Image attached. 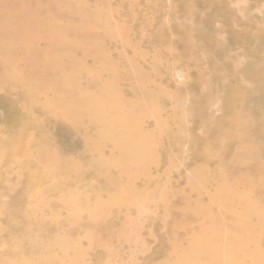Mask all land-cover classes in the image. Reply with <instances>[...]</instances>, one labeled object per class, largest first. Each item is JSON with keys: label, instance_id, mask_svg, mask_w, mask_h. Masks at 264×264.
<instances>
[{"label": "rangeland", "instance_id": "obj_1", "mask_svg": "<svg viewBox=\"0 0 264 264\" xmlns=\"http://www.w3.org/2000/svg\"><path fill=\"white\" fill-rule=\"evenodd\" d=\"M7 1L8 4L12 5L11 8L13 10L15 9L16 12L15 15L18 16V17L16 16L14 19L13 18L15 16L14 15L11 19H8V21H10V23L22 22L26 24H28L27 22L29 20L32 21L37 26L35 24L33 25L32 22H31L32 24L29 22L28 25L30 26V28L35 31V32L33 31L32 33V30L29 28L31 30L29 32L32 33L30 34L31 36H33L32 39L34 37L37 38L35 40L31 39L32 40L30 41L31 46L30 43H28L26 44L25 47V43L23 45L20 42L24 38L23 30L20 29L23 28L25 31L26 30L25 27L28 28L29 26L27 25L24 27V25L26 24H22V23L19 24V31L23 33V38L21 39L19 38L20 33L17 34L19 35L17 36L19 39L15 35L12 36V34L8 33L10 35L9 36L8 34H6V31L8 29H6L5 26L7 24H3L7 19H5L6 17L1 16L0 24L3 25L0 26L4 27V28L0 27V43H2L0 44L2 46V48L0 47V51L2 50L1 53H3V55L5 53V56H10L14 60L15 55L17 57V54L19 55V53L22 56L24 54L30 56L29 55L30 51L33 55H36L37 52L36 56L39 57L38 62H33L32 60L29 59L27 60V58H24L25 56L23 57L18 56L20 58V61L22 59L21 62H18L19 61L18 58H16V60L18 61L14 60L15 62H17V64L15 63L16 67L18 66L17 69L21 67L20 69H22L23 72L28 71L27 68L29 64L25 62L34 64L36 67H38L37 69H43L44 67H46L45 66L46 64L47 66H49L48 64H50L51 67L52 66L55 67L54 61L57 63L56 60H58L59 58H60L58 62L59 64L57 63V65L59 66L62 65L64 67L67 65V67H65L66 68L65 70L64 68L61 69L62 68L61 66L60 67L57 66V68L59 67L60 70H63L62 72H67L72 68H77L78 70L80 68L81 69L85 68V71L78 74L79 76H75L76 77L75 80H77V82L79 80L78 83H80V86L84 89V87L87 86L89 83L91 84L93 83L91 79L94 78L95 80V78H97L98 81L97 80L96 81L100 83L97 84V82H95L94 84L96 85V89L95 91H93L94 92L93 94L95 95L98 93L96 91L98 87L102 85L105 86L108 83L107 80L109 78L110 72L104 70L103 68L104 64L107 62L112 63L113 62L112 59H114L115 62L117 61L116 62V68H118L117 70L123 73L119 79L120 80L119 91L124 93L123 94L124 97H126L127 95L125 99L128 100V101L126 100V102L129 104L128 107L129 108L134 107L133 110L131 108V111L137 114L140 111L139 109L143 110V107L145 106H146L145 110H147V112L150 111V109L151 111L156 110L153 111L155 113V118L151 117V120H149L146 123V125L143 127L145 129V130L143 129V132L149 130L145 134L146 135L145 137L147 139V140L145 139L146 143L142 139L139 140V138L136 137L133 138L130 132H126L125 140L128 141L130 138L131 139L133 138V142H134L133 144V142L130 141L132 143V145L130 146L132 147L129 146L130 142H128L126 145L127 149L130 147L131 153L132 150L134 151L137 150V152L141 153L142 150H140L139 148L141 149L143 148V150H145L146 148L149 149V147L150 148L152 147L154 149L152 148L151 149L156 151L157 153L152 152L151 149H149V151L153 153L152 154L148 151V149H146L145 150L146 157L144 153L141 154V156L144 155L143 156L144 162H143V158L139 156L140 154L139 155L136 154V155L137 158L141 157V159L140 158H139L140 160L137 158L135 159L136 155L133 151L134 154L133 153L132 154L135 155V157L130 158L129 156L130 159L133 158L132 160H127L126 163L120 162L118 164H114V166H124V165L128 166L129 164H131L129 163V161H132V165H131L132 173L130 171L131 175H129L130 174L129 173L128 175L124 174L122 176L118 174L117 168L114 169L115 167L114 168L112 167V169L110 170L113 173V175L117 177L120 176L119 178L120 180H117L121 182V184L118 182V184H120L119 186L118 184L115 185V187L113 185H105L102 175L98 177L96 182H94L96 185L91 181H90L91 184L88 183L89 182L87 181L88 178L94 174V171L96 172L98 170L96 166H95L96 168L94 166H90L88 167L89 172L87 175L83 177L75 175V177L77 176V178L73 180V182L70 183V185H73L75 182L77 183L79 178L82 179V183L81 184L77 183L78 186L76 188L70 187L71 188V192H69L70 194H68L67 192L65 193L67 196H64L62 193L61 194L54 193V195H52L54 196L53 200H51L50 202H45L44 199L45 196L48 195L50 184H53L55 182L56 183L60 182L61 180L59 179V177L61 173L60 171L52 170L45 172L44 175H39L37 172V168L43 169L41 165L42 163L31 160V157L25 153L29 149L28 146L31 147L33 144H38L39 140L42 137L41 135L37 136L36 134H34V132H37V134H39L36 128L39 119L32 118L30 113L28 112L19 111L18 108L15 106V104L13 105L10 102L11 98H9V96L3 95L2 97L0 95V230H4L2 233H0V264H37V260L43 262V264H78V263L80 264V262L84 264H131V263L143 264L145 262V259L152 254L154 247L158 245L159 240L155 238L156 236L154 233L157 231L158 228L164 226L161 225L163 224L162 221L164 220L165 222H167L169 215L172 218H175L176 212H174V215L168 214L167 211L168 208L172 207L174 202L176 203V205L182 208L184 213H187L188 212L187 210L193 207V203L192 205L190 204L191 202L184 203L181 200H178L177 198L180 199L179 197L180 195L177 196L174 194L175 195L174 196L173 194L172 195L169 194H171V192L173 193L174 188L177 189L180 188L178 191H183L185 192V194L189 193L190 192L189 189L193 188L192 187L193 185L195 187L200 183V181H198L199 178H196L195 176L197 177L199 175L201 176L202 171L203 174L205 175V177H203L204 175L202 176L203 179L205 178L206 180V179L214 178L211 179L210 182H212V180H215V178H218L216 179V182H220L219 181L220 179L223 180V178L228 176L225 179L226 181H228V183H230L231 182L230 180L232 179L234 182L240 184V188L245 186L246 187L244 188L245 193H247L248 189H250L249 191H251L252 192L251 195H253L251 196L249 194L251 203L253 201L252 198H254V200L257 199L255 203L261 205L262 208L259 206L261 208L260 209L261 211L264 209L263 207L264 204H262L264 203L263 201L264 181L260 179L264 177V0H60V1L58 0L57 1L58 3L61 2L62 4L56 3V0H52V2L54 1L53 3L55 4H52L51 0H49L50 2H48V0H43L46 1L48 4H45L46 2H43L42 0H38V1L20 0L21 2H18V0H7ZM22 1L23 2L25 1L27 4L26 6L23 5L25 9L24 7L23 9H21L22 8L21 4L23 3ZM34 1L36 3V6L35 4H33ZM37 2H39L40 4H38ZM77 2L79 5L75 7L74 3L76 4ZM55 5L57 7L59 5L60 6L58 9L55 10L53 9L56 7ZM62 5L64 6V8L62 7ZM32 6L33 8L34 7L38 8L39 6H41L39 8L41 13L43 14H41L37 8H36L37 10L35 8L31 10ZM42 6H46L45 10L41 9ZM48 6H50V8ZM61 7L63 8L62 10L60 9ZM78 7L79 9H77ZM98 7L100 8L102 7V9L104 8V10L100 12V15L97 14V16L94 13L96 16L94 18V15H92L91 13L95 12L93 11L94 8L97 11L99 9ZM106 7L108 9H106ZM28 8L30 9L28 10ZM52 9L58 11L55 12ZM67 9H68L67 12L69 14L64 11ZM75 9H77V11ZM35 10L38 12V14H36ZM73 10L76 11V13L79 11V14L81 13V15L84 16V19L87 17L86 18L87 20L81 18L87 23L86 22L84 24L80 23L81 25L79 26H77L78 25L77 23L74 25L73 22L75 21L78 22L79 21L78 19L80 18L78 13L77 14L74 13ZM106 10H108L110 13L107 12ZM17 11L20 13L26 12L27 15L30 13L29 17L31 19L28 17H27V20L29 19L28 21L25 18H24L25 20L21 19L20 13L18 15ZM31 12L36 14V16L34 14L35 19L34 18L32 19L33 13L31 14ZM83 12L86 13L88 12L89 14L87 13L88 15L85 17L86 13ZM50 13H52L54 16H52ZM54 13L58 15L59 21L53 18V21L55 20V22L53 23V21L51 20L52 17L57 18V16ZM2 14L3 12L0 10V15ZM60 14L61 16H64L65 14L67 16L65 15L64 17H61ZM48 15L51 16L49 17ZM68 16H71L72 20L74 19L73 17H75V20L72 21L70 19L71 21H69V19L67 18L70 17ZM38 17H40L39 20L42 22V23L40 22L39 25L37 24L39 22ZM18 18L21 20L18 21L19 20ZM59 18H63V20ZM65 18L68 21H66ZM76 18L78 21L76 20ZM105 19L108 20L105 21ZM33 20H35V22ZM94 20L96 23L91 24L92 22H94ZM98 20L102 22L99 21L100 23H98ZM64 21L68 23H65ZM84 21H82V23ZM103 21L107 22L108 27L111 26L113 28L112 31H114V33L111 31L110 28L106 26V24L103 23ZM112 21L116 23L113 24ZM69 22H72V24L69 25ZM110 22L112 24H109ZM51 23H53V25ZM116 24H118L117 27H119V29L116 27ZM67 25L70 27H68ZM98 25H101L102 28L107 27L105 28L106 31L104 30V28L103 30L101 29L102 30L101 31ZM71 26L74 28L71 29ZM84 26L86 27L90 26L91 28H88L90 31L94 29L93 26L95 27V29L93 30V32L95 31L94 35L97 37L99 35L101 37V38L98 37L97 40L94 41L95 44L97 45H95L94 42L92 41L94 40L93 38L96 37L93 34H92L93 36H91L90 34L91 32L86 31L87 28ZM75 27L77 28V32L74 31L72 32L73 29L76 30ZM43 28L45 29L46 32L48 31L47 34L48 37L51 35L53 38L56 36V38L53 39L51 36L48 38L46 34H45L46 37H44L43 33L45 31L42 33ZM82 28L83 29L86 28L84 30L86 32H90L88 33L89 38L87 37V39H85L86 37L83 34H85L86 32H84ZM29 29H27L26 31H28ZM81 29L83 32H81ZM107 29H109L113 35L110 34L111 32H108ZM54 30L57 33H55ZM104 31L106 33H109L110 37L107 34H105ZM29 32H27V35ZM52 32L54 35L51 34ZM103 32L106 35V37L104 36ZM34 33H36V35ZM73 33L75 36L73 35ZM75 33L77 34L80 33L82 35L80 37V34L77 35ZM76 35L79 36L80 39L83 36L84 37L81 40H78L77 38L79 37H76ZM112 36L113 38L115 37V40L111 38ZM68 37L70 38L69 39L70 44L66 43L68 41ZM44 38L45 41L40 40V39L44 40ZM99 38L100 39L105 38V39L103 40V42L102 40L100 42L98 40ZM110 38L113 41H111ZM61 39L62 42H65L67 44V45L64 44L66 45V49L65 47L63 49V51L65 50L64 54H62L63 53L62 45L60 46V44H58L61 42ZM14 41L16 42L18 41L16 45H14L15 44L13 43ZM96 41H98V43ZM62 42L61 44H63ZM8 43H10L11 46L13 45L12 46L13 48L16 47L18 52H16L17 50L16 49L14 50L12 47H10V49H12L13 51L7 49V46L9 45ZM71 44L76 45L74 46L75 49L79 47L80 48L77 49L76 51L74 49L73 51L72 48L73 46ZM89 44H91L92 46H90ZM70 45L72 47H70ZM88 45L90 49H88L87 47ZM58 46L61 47L60 49L62 52H59L60 49H58ZM68 47L71 48L72 51H70ZM23 48L25 49L23 50ZM98 48H99V53L103 50L102 51L103 53H101V55L97 52ZM56 49L59 51H57ZM106 49L108 50L106 51ZM66 53L67 55L65 56ZM45 55H48L47 56L48 58ZM53 56H55V58L52 59L54 60L52 61L53 63L52 64L51 61L48 60L49 57L53 58ZM63 56L66 58H64ZM42 57L44 59L46 57V59L43 61ZM57 57L58 59H56ZM101 57L104 58L101 59ZM40 62H43L42 65ZM138 63H140V65ZM132 69L141 78L136 79L132 77L130 74L132 73L131 71ZM3 72L2 69H0V76L4 74ZM48 74L50 79L52 77L54 78L55 76L56 77L58 76L56 74H52V72L50 71L46 75ZM64 74L62 76V80H61L62 82L66 81V77H65L66 74L65 75ZM26 78H28V76ZM34 80L38 82H34L33 79L31 78L30 79L28 78L23 81V84L26 86L27 90H31L32 89L31 86L34 87L35 85H38L39 82L42 81V80L41 81L38 80V78H35ZM67 80L70 83L71 77H68ZM82 80H84L85 82ZM89 80L91 81L88 83ZM27 81L28 84L30 85L27 84ZM135 84L144 87L146 89H149L150 92L148 93L146 89L141 93L139 92L137 93L134 90H131L130 89L131 85L133 86ZM94 85L92 84V86ZM18 86L20 87V85ZM127 86H129V88ZM36 88L37 87H35V89ZM63 88L58 87L57 88V90L59 89L58 93L63 94L65 92V88L64 89ZM60 89H62V91ZM41 91L43 90L41 89ZM23 93L25 95L27 93L28 94L27 96H25L23 95ZM30 93L31 91L21 92V90L20 91L18 90L17 95L18 97L21 96L23 99L27 98L28 96L29 98H31ZM48 93L50 95L53 92L49 90ZM28 99H24L26 101V103L25 102L24 103L25 104L28 103L29 105L31 104L29 103L31 99L29 100ZM39 100H43V98H40ZM131 103H133L134 106H132ZM156 108H158L159 110H157ZM141 112L139 113L141 114ZM144 112L145 111L143 110V113ZM159 117L161 118L160 121H159L160 119ZM153 119L154 120L157 119V120L153 122ZM13 121H15V123L16 121H18V124L22 128H20L17 124L14 126L12 124ZM101 130L102 129H100L99 131ZM127 133L130 134L127 135ZM127 138L129 139L127 140ZM150 141L151 143H149ZM145 144H148L147 147H144L146 146ZM51 145L52 144H50V147ZM155 147L156 148L158 147L159 149L158 148L156 149ZM92 151H89L87 153L85 152V153L76 154L75 156L77 158L86 156L89 159H93V157H95L96 159L99 153L97 158L102 157V155L100 154L103 153V150L102 153H100L101 150L96 151L92 149ZM147 151L151 154V156H149L150 154ZM95 152L98 153L96 154ZM147 155L149 156V158ZM90 156H92V158ZM135 160L136 161L139 160L140 162L139 161L135 162V164H137L136 167H132ZM149 161H151L150 165H149ZM139 165L141 166V168ZM194 165H197L195 167H198V165H200V169L198 168L196 169L193 168L194 170L191 169L192 166ZM203 165H205L204 168ZM85 166L87 165L85 164ZM219 166L223 168V169L220 168L221 173L218 172ZM107 169L108 168L104 167L100 171L101 172L104 171V173L109 172V169L108 171ZM147 169H150L151 171ZM197 169L201 170L200 173L197 172L198 171ZM154 170L156 172H154ZM189 170L192 173L194 172L193 174H195L194 176H192V178H191L192 173ZM146 171L148 173H145ZM196 172L199 173V175H196L197 174ZM134 173L138 175V177L135 178V182L134 180H132L133 177L135 176H133L132 178L128 177V176H132V174L135 175ZM153 173H156V175H154ZM210 173L211 175L213 174V176L210 177ZM151 174L152 176L153 175L155 176V177L153 176V178H156L158 174L159 177L157 176V178L160 179L157 180L156 178L153 179L152 181V179H150ZM182 175L184 178L181 177ZM214 175H216V177ZM126 176L131 180V181L129 180L130 182L129 181L127 182L125 180L127 179L125 178ZM229 176L231 178H229ZM143 177L145 179L146 178L148 179L145 180ZM257 178L260 179L261 184L258 181L259 179L257 180ZM186 180H190V181L186 182ZM122 181L123 182L126 181L125 182L126 184L123 183ZM132 181L134 182V184ZM173 181H175L174 186H173ZM184 181L187 184L192 183L191 184L192 186L185 185L186 183H184ZM233 181L231 183H233ZM249 181L251 183H248ZM194 182H196L197 184ZM254 182H256V184ZM19 183H21V185H19ZM213 183L217 184L215 183V181H213ZM213 183H210V185H212ZM123 184L124 186L129 185L130 188L127 187L124 188L123 186L124 188L123 189L121 186ZM140 185H142V187ZM251 186H253V189H251ZM153 187H155L156 190L157 188L160 189L161 194L156 195L155 193L158 190L157 191H155V189L151 190V188ZM170 187L171 189L173 187L174 188L171 190V192L169 191L170 192L169 193L166 190H169ZM214 187L216 188V185ZM214 187L212 189L211 186L209 187V191L211 190V193H213V190L216 191ZM245 189L247 190L245 191ZM98 191H102V192L98 193ZM109 191H113V192L109 193ZM134 191H136V194H134L135 193ZM146 191H149V193H146L147 195L145 194ZM151 191L152 193H150ZM164 191H166L167 195H169L168 197L166 196ZM107 192L108 194H106ZM97 194L99 195V198L97 197ZM117 194H119L120 197H118ZM144 194L146 196V199L144 198ZM164 194L168 198L167 199L169 202L168 204H167V200L165 199L166 197L162 196ZM101 195L103 197H101ZM148 195L150 197L149 199L147 197ZM189 195L191 196V198L192 197L195 198L194 196L196 194L189 193ZM205 195L207 196V194ZM95 196L97 198L96 201L98 202H94ZM115 196H117L116 197L117 200L116 198H113ZM139 196L141 197L143 196V198L145 199V200L143 199L144 202L143 200H141ZM156 196H158L157 197L158 199L155 198ZM160 196L163 198H161ZM171 196H173L175 200L172 199ZM206 196H204V194L202 193V199L204 201H207V198L206 199L204 198ZM260 196L262 197L259 198ZM60 197L65 198L66 200L62 199L64 203L59 207V205L55 203L54 200L58 198L61 199ZM135 197L137 202H135L136 204H134V206L136 207L135 208H133L134 206L132 207L133 209H131L130 208L131 206L129 205H127L128 206L127 207L126 205L124 204L122 205L120 204V202H118L120 198L135 201L133 200L135 199ZM159 197L160 200H164V201H160ZM82 198H83L82 202L85 201L84 203L81 202ZM86 198L88 199V201L86 200ZM107 198L111 199V201L114 203H112L111 201L105 202ZM156 199L159 203H157ZM77 200L79 202H77ZM101 200H102V206H101ZM172 200H174V202ZM149 201H151L150 204L148 203ZM74 202H77L78 206L82 204L83 205V206L81 205L82 208L84 207L83 210L86 209L92 210V208H94L95 205L100 204L99 207L101 209L100 210L101 212H103V208L108 204L104 208L106 209V211L105 210L104 211L105 212L109 211V213H106L109 216L106 215L105 212L101 213L99 211L100 213L99 214L98 212L93 210L94 212H96V215L98 214L97 215L98 218L96 217L95 220H93V218L90 219L91 217L89 218L88 212L86 213L85 211H83L81 209V206L79 207L80 208L79 211L76 203H75L76 204L75 209L71 210L69 208V204ZM103 202L107 204L105 205V203L103 204ZM152 202L154 203L156 202L155 204L157 208ZM86 203H89L88 205L91 207L85 208V205H87ZM160 203L163 204L165 208L167 207L166 210L164 207H162V209L164 208L163 211L161 208L160 210H158L159 207H161V205H158ZM151 204L153 205V208L152 206L150 207ZM184 204H188L189 207H187V210H184L186 208ZM116 205L118 210L120 209L118 212H122V213H118L116 211L117 209ZM56 206H58L59 209ZM154 206L157 211V212L155 211V213H154L155 210ZM129 208L132 211H130ZM136 208L137 210L142 211L141 214L138 211L139 216L135 214L137 213ZM149 208L152 210H150ZM97 209L99 210V208ZM133 211L135 212L132 213ZM143 211L146 213L145 215H143L144 214ZM150 211L151 212L153 211L154 214L151 213L152 214L151 215ZM20 212L24 213L25 218L29 220L35 219L38 221H44L45 224L48 223L47 220L51 219L52 222L49 223L50 224L49 229L47 228L46 231H40L32 227L30 231L28 229L25 230V233L23 235L19 234L18 232H16V229L14 227V225H16L19 219L16 222H14L13 219L11 218V220L7 223L5 221V217L10 214H17ZM125 212H129V215L131 214L129 218H128V213ZM159 212L162 216L158 214ZM162 212L166 213L164 214L167 217V219L166 217L164 218ZM169 213L171 212L169 211ZM184 213L182 212L178 213L179 215L182 214V216L178 217V221H180V223H178L180 224L178 225L179 228H182L181 225H185L187 222L189 224L187 223L188 226L185 225L186 226L185 228L188 227L191 228L190 226L191 224L192 227H194V229L199 228L197 227L198 225L197 226L195 225L197 224L196 220L194 218H188L187 216L184 215ZM66 214H68L70 217H77L79 221H77V223H73L71 219H68V226L65 225L64 223H60L58 226H56V222L54 221V218H57L56 221L62 218L65 219V217H67ZM140 216L141 219L143 217V221L141 222L142 226L141 223L140 225H138L139 222L141 221ZM182 217L185 218L181 220ZM260 217L263 218L264 216L262 215L256 218L254 216L252 218L251 224L254 227V229L256 228V226L257 228H259V230L261 228L258 227L259 224L257 225L256 224L257 222L264 223L263 220L264 218L262 220L258 219ZM111 218L113 220H111ZM119 218L120 220L121 218L123 219L120 221ZM150 218L153 221L150 220ZM171 219L169 218V220ZM110 220L112 221V223L114 222L115 225L112 233L107 232L104 227L105 222H111ZM158 220L159 221L162 220L161 221L162 223L160 224ZM257 220H261V221H257ZM128 221L129 223L132 222L133 223L130 224L129 226ZM181 221H184L185 224L184 223L182 224ZM126 222L129 230H127L128 228L124 226L125 225L124 223ZM144 222L145 223L147 222L146 223L147 225ZM252 222H254L256 226H254ZM73 224H77L78 228L75 229V231L78 232L70 233V231L72 230H68L66 228L67 227L70 228ZM137 225L138 227L140 226L139 229L136 227ZM260 225H262V227L264 226V224H260ZM121 226L123 227L122 229L125 228L126 229L122 230ZM147 228L148 231L150 230L149 232L146 231ZM163 228L161 229L166 232L165 230L166 228L164 229ZM203 228L205 229V226ZM257 228L254 231L255 234L258 235L260 233V235L263 234L264 236V228H262V230H260L259 233L256 232V230L258 231ZM137 229L139 231H137ZM59 231H63V233H58ZM86 231H88V236L86 235L87 234ZM124 231L126 233L128 232L127 233L128 235ZM167 232L169 233V230H167ZM129 233L130 234L133 233V235L131 234L132 237L131 236H130L131 238L129 237L130 240L127 237L129 236ZM148 234H153V236L150 235L151 238L153 239H151ZM58 235H61V237H58ZM263 236L262 237L259 236L260 237L259 243L261 245H264V239H262L264 238ZM78 237H81L80 240H78ZM82 237L84 239H82ZM8 240L13 245L9 246V244L5 242ZM68 240H71V243H69ZM126 240H128L129 242ZM131 240L132 242L133 241L134 242L132 243ZM126 242L127 244H129L128 249L126 247L127 246ZM101 243L103 245H101ZM104 244L106 245L104 246ZM102 246L105 249L102 248ZM15 247H17L19 250L22 251V253H20L18 256H13L8 253L9 249H13ZM34 248H36L37 251L33 254H30V250ZM63 248L64 249L67 248L65 250L66 255H63L64 253L60 254L62 253L60 251ZM250 250L251 253L256 255V249L253 246L249 247V251ZM66 251L68 252L66 253ZM56 253L57 254L59 253L60 255L57 256ZM127 253L130 254L131 256L129 257ZM254 259H255L254 261H258V263L256 264H264V251L262 250V252H260V255L257 258L255 256ZM260 259L261 262H259ZM162 260H163V256L159 255V256H155V258L151 261H153V263H158L161 262ZM240 262L242 261H239L238 259L237 264H240Z\"/></svg>", "mask_w": 264, "mask_h": 264}, {"label": "bare ground", "instance_id": "obj_2", "mask_svg": "<svg viewBox=\"0 0 264 264\" xmlns=\"http://www.w3.org/2000/svg\"><path fill=\"white\" fill-rule=\"evenodd\" d=\"M29 1V0H28ZM27 1V2H28ZM38 1V0H37ZM43 1V0H42ZM58 0H56V3H58L57 2ZM60 1V0H59ZM18 2H21L20 0H18ZM23 2V1H22ZM32 2V1H31ZM43 2H46V1H43ZM48 2H50L49 0H48ZM51 2H52V0H51ZM54 2V1H53ZM52 2V4H55V3H53ZM38 4H40L39 2H37ZM67 3V2H66ZM16 4V3H15ZM33 4H35V6H36V3H35V1H34V3ZM37 4V5H38ZM45 4H48L47 2L45 3ZM45 4H42V5H45ZM52 4H51V6H52ZM58 4H62L61 2H59ZM70 4V3H69ZM77 4V5H76ZM74 3V5H75V7H77L79 4H78V2L77 3ZM20 5V4H19ZM22 6V8L21 9H23V5H27L26 4V2L24 1L22 4H21ZM29 5V4H28ZM49 5H50V3H49ZM57 5V4H56ZM55 5V6H56ZM73 5V6H74ZM83 5V4H82ZM82 5H81V7H82ZM11 4H8V1L7 0H0V10L3 12V14L2 15H0V17L1 16H4V17H6L5 19H7L6 21H7V23H6V21H5V23H3V24H7L6 26H5V28L6 29H8L7 31H6V34H8V33H10V34H12V36L13 35H15L16 37L17 36H19V35H17V34H19L20 33V39L21 38H23V33H24V38L20 41L23 45H24V43H25V47H26V44H28V43H30V41H32L33 39L35 40L36 38L34 37L33 39H32V37L33 36H31L30 34H32L33 33V31L34 30H32L31 28H30V26L28 25L29 24V22L31 23L32 21H30L29 19V21L27 20V17L28 18H30L29 16H30V13L27 15V13L26 12H22V13H20V12H18V15H19V13H20V16H21V19H26L28 22V24H26V23H22V24H26V25H24V27L25 26H29L28 28L27 27H25V29L27 30V29H31L32 30V33L31 32H29V31H31L30 29L28 30V31H24V29L22 28V29H20V30H23V33H21L20 31H19V24H21L20 22H11L10 23V21H8V19H11L15 14H16V12H15V9L13 10L12 8H11ZM34 6V5H33ZM33 6H32V8H31V10H33L34 8H33ZM54 6V7H55ZM60 6V5H59ZM59 6L57 7H55V8H53V9H58L59 8ZM39 7H41V6H39ZM37 8L38 9V11H40V8ZM44 7V8H43ZM45 7L46 6H42V8L41 9H43V10H45ZM49 8H50V6H48ZM62 7L64 8V6L62 5ZM60 8L61 10L63 9V8ZM66 7V6H65ZM81 7H80V9H81ZM105 7V6H104ZM108 7V6H107ZM106 7V9H108ZM16 8V7H15ZM18 8V7H17ZM35 8V9H36ZM52 8V7H51ZM68 8H70V7H68ZM99 8V9H98ZM97 9V11H99V12H97L96 11V9L94 8V10L93 11H95V12H93V11H91V12H93V13H91L92 15H94V18L97 16V14H99L100 15V12L102 11V10H104V8L102 9V7L100 8V7H98ZM259 8H260V6H259ZM24 9H25V7H24ZM27 9V8H26ZM30 8H28V10H29ZM36 9V10H37ZM52 9V10H53ZM59 9V10H60ZM77 9H79V7L77 8ZM77 9H75L76 11H77ZM90 9V8H89ZM17 10V9H16ZM28 10H26V11H28ZM35 10V11H36ZM42 10V11H43ZM47 10H48V8H47ZM51 10V11H52ZM55 10H53V11H55ZM72 10V9H71ZM91 10V9H90ZM25 11V10H24ZM50 11V12H51ZM58 11V10H57ZM57 11H55V12H57ZM65 12H67L68 11V9L67 10H64ZM69 11H70V9H69ZM74 11V10H73ZM76 11H74V13H76ZM81 11V10H80ZM88 11V10H87ZM107 12H109L108 10H106ZM106 11H105V14H106ZM60 12V11H59ZM90 12V11H89ZM33 12H31V14H32ZM40 13H41V11H40ZM61 13V12H60ZM68 13V12H67ZM66 13V14H67ZM78 13V15H79V18L80 19H78L79 21H81V22H79L78 20H77V18H76V20L79 22H73V24L75 25L76 23L78 24L77 26H79V25H81V24H84L86 21H84V20H87L86 18V16L89 14L88 12V14L86 13V12H83V13H86V15H85V19H84V16L83 15H81V13L79 14V11L77 12ZM76 13V14H77ZM96 14V16H95V14ZM104 13V12H103ZM110 13V12H109ZM34 14L35 13H33V15H32V19L34 18L35 19V16H36V14H38V12L36 11V14H35V16H34ZM41 14H43V13H41ZM47 14V13H46ZM52 16H54L52 13H50ZM55 15H56V13H54ZM65 14V15H66ZM69 14V13H68ZM71 14V13H70ZM73 14V13H72ZM76 14H74V15H76ZM51 15H48L49 17L51 16ZM64 15V16H65ZM80 15H81V17H80ZM11 16V17H10ZM17 15H15L13 18L15 19V17H16ZM34 16V17H33ZM38 16H40V15H38ZM47 16V15H46ZM57 16V18L56 17H52V21H53V18L56 20H58V15H56ZM60 16H61V14H60ZM64 16H61V17H64ZM67 16V15H66ZM83 16V17H82ZM10 17V18H9ZM18 17V16H17ZM68 17H70V18H67V19H69V21H71L72 19H71V16H68ZM93 17V16H92ZM125 17V16H124ZM39 18L40 17H38V25H39V23L41 22L40 20H39ZM74 19L73 20H75V17H73ZM81 18H83V19H81ZM126 18V17H125ZM19 19V18H18ZM17 19V20H18ZM21 19H19L18 21H20ZM24 19V20H25ZM31 19V18H30ZM37 19V18H36ZM59 19H62L63 20V18H59ZM66 18H65V20L66 21H68ZM71 19V20H70ZM91 19V18H90ZM2 20H3V17H2ZM13 20V19H12ZM55 20L53 21V23L55 22ZM72 20V21H73ZM106 20H108V19H105V21ZM123 20V19H122ZM132 20V19H131ZM34 22H35V20H33ZM50 21V20H49ZM59 21V20H58ZM82 21H84L83 23H82ZM93 21V20H92ZM100 20H98V23H100V22H102V21H100ZM51 22V21H50ZM65 22V21H64ZM88 22H89V20H88ZM96 22H97V19H96ZM95 22V20H94V22H92L91 23V21H90V23L91 24H93V23H96ZM0 23H1V21H0ZM8 23H9V25H8ZM33 23V22H32ZM31 23V24H32ZM42 23V22H41ZM53 23H51L52 25H53ZM60 23H62V22H60ZM65 23H68V22H65ZM81 23V24H80ZM87 23V22H86ZM103 23L104 24H106V26H107V22H104L103 21ZM103 23H101V24H103ZM112 23L114 24V23H116V22H114V21H112ZM111 22L109 23V24H112ZM2 24V25H3ZM30 24V25H31ZM35 23H33V25H34ZM46 24H47V22H46ZM72 24V22H69V25H71ZM89 24V23H88ZM108 24V25H109ZM1 25V24H0ZM1 25V26H2ZM32 25V26H33ZM36 25V24H35ZM97 25V24H96ZM0 26V27H1ZM37 26V25H36ZM63 26H64V24H63ZM62 26V27H63ZM68 26V25H67ZM86 26H87V24H86ZM86 26H84V27H86ZM92 26V25H91ZM103 26H105V25H103ZM118 26V24H116V27ZM39 27V26H38ZM51 27V26H50ZM49 27V28H50ZM68 27H70V26H68ZM98 27H100V30L102 29L103 30V28H104V30L106 31V29L105 28H107V27H103L102 28V26L101 25H98ZM1 28H4V27H1ZM41 28V27H40ZM44 28H46V27H44ZM43 28V31H42V33L45 31V29ZM64 28V27H63ZM72 28H74V27H72L71 26V29ZM76 28V27H75ZM81 28V27H80ZM80 28H79V30H80ZM87 28V29H86ZM86 28H84V29H86V31H90L88 28H91L90 26L89 27H86ZM93 28L95 29V27L93 26ZM108 28H110L111 29V31H112V27L111 26H109ZM114 28H115V26H114ZM118 29H119V27H117ZM55 29V28H54ZM83 29V28H82ZM82 29H81V32H83L82 31ZM83 29V30H84ZM94 29H92V31H90V32H86L85 30H84V32H86L85 34H83V35H85V39H87V37H88V33H90L91 34V36H93L94 35V32H93V30ZM125 29V28H124ZM123 29V30H124ZM69 30V29H68ZM101 30V31H102ZM39 31H41V30H39ZM55 31V30H54ZM56 31H57V29H56ZM55 31V33H57ZM77 32V28H76V30H72V32ZM104 31V32H105ZM107 31L108 32H111L109 29H107ZM115 31H116V29H115ZM27 32H29L28 33V35H27ZM35 32V31H34ZM50 32V31H49ZM93 32V33H92ZM104 32H103V34H104ZM113 33H114V31H112ZM112 32L110 33V34H112ZM37 33H39V32H37ZM117 33V32H116ZM125 33H127V32H125ZM35 35H36V33H34ZM48 34V31L46 32H44L43 33V36L44 37H46V35ZM50 34V33H49ZM52 35H54L53 34V32L51 33ZM66 34V33H65ZM75 34H77V33H75ZM78 34H80V33H78ZM77 34V35H78ZM90 34H89V36H90ZM93 34V35H92ZM105 34H107L109 37H110V35H109V33H106L105 32ZM104 34V36L106 37V35ZM2 35V34H1ZM9 35V34H8ZM73 35H74V33H73ZM76 35V37H79V36H77ZM81 35L82 34H80V37H81ZM101 35V34H100ZM113 35V34H112ZM126 35V34H125ZM10 36V35H9ZM22 36V37H21ZM28 36V37H27ZM42 36V35H41ZM51 36V35H50ZM49 36V37H50ZM70 36V35H69ZM75 36V35H74ZM95 36V35H94ZM103 36V37H104ZM123 36V35H122ZM31 37V38H30ZM47 37H48V35H47ZM48 37V38H49ZM52 37V36H51ZM80 37L79 38H77L78 40H81L80 39ZM96 38H93L94 40H92L93 42L95 41V40H97V38L98 37H100L99 35H98V37L97 36H95ZM2 38V37H1ZM18 38V37H17ZM18 38V39H19ZM53 38V37H52ZM54 38H56V36L54 37ZM53 38V39H54ZM89 38V37H88ZM101 38V37H100ZM98 39L100 42H101V40H102V42H103V40L105 39ZM111 38H113V36L111 37ZM111 38H110V40H111ZM122 38V37H121ZM16 39V38H15ZM32 39V40H31ZM60 39V38H59ZM58 39V40H59ZM65 39V38H64ZM69 37H68V41L66 42L67 44H70V41H69ZM72 39V38H71ZM84 39V40H85ZM114 40H115V37L113 38ZM40 40H42V41H45V38H44V40L43 39H40ZM47 40V39H46ZM51 40V39H50ZM73 40V39H72ZM71 40V41H72ZM109 40V41H110ZM38 41V40H37ZM42 41H40V42H42ZM60 41V40H59ZM111 41H113V40H111ZM128 41V40H127ZM18 42V41H17ZM16 41H14L13 43H15L14 45H16V43H17ZM50 42V41H49ZM61 42H62V39H61ZM61 42L60 43H58V44H60V46L62 45V51H63V49H64V47H65V49H66V43L65 42H62L63 44H61ZM69 42V43H68ZM97 43H98V41H96ZM54 43V42H53ZM73 43V42H72ZM0 44H2V43H0ZM9 45L7 46V49H10V47H12L11 45H10V43H8ZM21 44V45H22ZM55 44V43H54ZM64 44H66V45H64ZM85 44V43H84ZM88 44V43H87ZM86 44V45H87ZM94 44H95V42H94ZM7 45V44H6ZM51 45H53V44H51ZM56 45V44H55ZM64 45V46H63ZM73 47H72V46ZM70 45V47H72L73 48V51H74V46H76V45H73V44H71ZM90 46H92L91 44H89ZM89 45L87 46L88 47V49H90L89 48ZM95 45H97V44H95ZM101 45V44H100ZM113 45H115V44H113ZM112 45V46H113ZM18 46V45H17ZM30 46H31V43H30ZM33 46H34V44H33ZM60 46H58V49H60L61 47ZM79 46H80V44H79ZM94 46V45H93ZM99 46V45H98ZM105 46V45H104ZM103 46V47H104ZM0 47L2 48V46L0 45ZM20 47V46H19ZM18 47V48H19ZM47 47V46H46ZM54 47V46H53ZM77 47H78V44H77ZM82 47V46H81ZM95 47V46H94ZM93 47V48H94ZM13 48V47H12ZM48 48V47H47ZM69 48V47H68ZM80 48V47H79ZM79 48H76L75 49V51L77 50V49H79ZM97 48V47H96ZM100 48V47H99ZM99 48H98V50H97V52L99 53ZM106 48H108V47H106ZM14 50L16 49V47L15 48H13ZM21 49V48H20ZM25 48H23V50H24ZM42 49V48H41ZM50 49V48H49ZM70 49V51H72L71 50V48H69ZM87 49V50H88ZM112 49V48H111ZM10 50H12V49H10ZM17 50V49H16ZM57 50V49H56ZM68 50V49H67ZM94 50V49H93ZM108 49H106V51H107ZM2 51V50H1ZM1 51H0V69H2V72L4 73L3 75H1L0 76V95L3 97V95L4 96H9V98H11L10 99V102L14 105L15 104V106L18 108V110L19 111H25V112H28V113H30V115H31V117L32 118H34V119H36V118H38L39 119V122H38V124L36 125V128H37V131L39 132V134H37V132H34V134H36L37 136H42L41 137V139L39 140V143L38 144H33L31 147L30 146H28V150L25 152L28 156H30L31 157V160H34V161H36V162H41L42 164V167H43V169H38L37 167V172H38V174L39 175H44V173L45 172H47V171H52V170H55V171H60V173H61V175H60V177H59V179L61 180L60 182H58V183H53V184H50V187H49V191H48V195H46L45 196V202H50L51 200H53V198H54V196H52V195H54V193L55 194H63L64 196H67L65 193H67L68 192V194H70L69 192H71V188L70 187H73V188H76L77 186H78V184H81L82 183V179L81 178H79V180L77 181V183L75 182L73 185H70V183H72L73 182V180H75L76 178H77V176H80V177H83V176H85V175H87L88 174V172H89V168L88 167H90V166H96L97 167V171L95 172L94 171V174L92 175V176H90L89 178H88V180L87 181H89L88 183H90L91 184V182H96V180L98 179V177L99 176H101L102 175V178H103V180H104V184L105 185H113L114 187H115V185H117L118 184V182L121 184V182L120 181H117V180H120L119 178H120V176L119 177H117V176H115V175H113V173L110 171L111 169H112V167L114 168V169H118L117 171H118V174H120V175H124V174H126V175H128L129 173H130V171H131V165H132V161H129V163H131V164H129V163H127V164H129L130 165V167H129V165L127 166V165H124V166H114V164H118V163H120V162H127V160H132L134 157H135V155L136 154H140L139 156H141V154L142 153H144V155L146 154L145 153V150L146 149H148V148H146L145 150H143V148L141 149V148H139V146H138V148L140 149V150H142L141 151V153H139V152H137V150L136 151H134V150H132V153H133V151H134V153H135V155H133L132 153H131V150H130V147H132V146H130V145H132V143L131 142H133V138L134 137H136V138H139V140L140 139H142V140H144V142H145V139H146V132H148L149 130H147L146 132H143V127L146 125V123L149 121V120H151V117L152 118H155V113L153 112V111H156V110H152L151 111V109H150V111H148L147 112V110H145V107H143V110L145 111L144 113H143V110H141V109H137L139 112H141V114L138 112L137 114L135 113V112H132L131 111V108H132V110H133V108L134 107H131V108H129L128 107V103L126 102V100L127 99H125L126 97H127V95H126V97H124V93H122V92H120L119 91V79H120V76L123 74L121 71H119V70H117L118 68H116V62H115V60L114 59H112L113 60V62H115V63H111V62H107V63H105L104 64V66H103V68H104V70L105 71H109L110 72V75H109V78H108V83H107V85H105V86H100V87H98L97 88V94L95 95V94H93L94 92L93 91H95V89H96V85H94L95 84V82H97L98 80H97V78H95V80H94V78L93 79H91L92 80V84L94 85V86H92V84L91 83H89L91 80H89L88 81V85L87 86H85L84 87V89L80 86V83H78L79 82V80H78V82H77V80H75V76H79L78 74H80L81 72H83V71H85V68L84 69H77V68H72L71 70H68L67 72H62L63 70H60V66L62 67L61 69H63L64 68V70L66 69L65 67H67V65L64 67V66H62V65H57V63L59 62V60H60V58L58 59V57L56 58V59H58V60H56L57 61V63L54 61V60H52V59H54L55 58V56H53V58H51V57H49V60L48 61H51V63H52V61H54V65H55V67H53V69H52V67H51V65L50 64H48L49 66H47V64L45 65L46 67H44L43 69H37L38 67H36L34 64H32V63H28V62H25V63H27V64H29L28 65V68H27V72H23L22 71V69H20L21 67H19V69H17V67H16V65H15V63L17 64V62H15V61H18V60H16V58H18L19 59V61L18 62H21L22 61V59H21V61H20V58L18 57V56H22L20 53H19V55L17 54V57H16V55H15V61L13 60V58H11L10 56H5V53H4V55H3V53H1ZM7 51H9V50H7ZM13 51V50H12ZM26 51V50H25ZM57 51H59V50H57ZM61 51V49H60V51L59 52H62ZM101 51V50H100ZM103 51V50H102ZM100 52L99 54L101 55V53H103V52ZM16 52H18V50L16 51ZM47 52V51H46ZM52 52H54V51H52ZM64 52H65V50L63 51V53L62 54H64ZM15 53V52H14ZM35 53V52H34ZM68 53V52H67ZM67 53L65 54V56L67 55ZM71 53V52H70ZM97 53V54H98ZM11 54V53H10ZM98 54V55H99ZM7 55V54H6ZM29 55L30 56H28V55H23V56H25L24 58H27V60L29 59V60H32L33 62H38V58L39 57H37L36 55H37V52H36V55H33L32 53H31V51L29 52ZM51 55V54H50ZM59 55V54H58ZM104 55H106V54H104ZM22 56V57H23ZM42 56V55H41ZM46 57L48 56V55H45ZM61 56V55H60ZM70 56V55H69ZM13 57V56H12ZM46 57H45V59H46ZM64 57V56H63ZM141 57V56H140ZM48 58V57H47ZM51 58V59H50ZM64 58H66V57H64ZM102 58H104V57H101V59ZM43 57H42V60L44 61L45 60ZM87 59V58H86ZM88 59H90V58H88ZM107 59V58H106ZM41 60V59H40ZM112 60H110V61H112ZM32 61H30V62H32ZM47 61V62H48ZM79 61V60H78ZM91 61V60H90ZM96 61V60H95ZM127 62H128V60H127ZM41 63V65H42V63L43 62H40ZM60 63H61V61H60ZM64 63H65V61H64ZM77 63V62H76ZM86 63V62H85ZM20 64V63H19ZM45 64V63H44ZM53 64V63H52ZM59 64V63H58ZM88 64V63H87ZM99 64V63H98ZM129 64V63H128ZM139 65H140V63H138ZM39 66V65H38ZM57 66H59L58 68H57ZM84 66H85V64H84ZM93 67V66H92ZM138 67V66H137ZM141 67V66H140ZM90 68V67H89ZM94 68V67H93ZM139 68V67H138ZM88 69V68H87ZM140 69V68H139ZM138 69V70H139ZM94 70V69H93ZM142 70V69H141ZM52 72V74H56V75H58L57 77L55 76L54 78L52 77L51 79L49 78V74L48 75H46L48 72ZM132 71V73H130L131 74V76L132 77H134V78H136V79H138V78H141L133 69L131 70ZM95 72H97V71H95ZM134 72V73H133ZM142 72V71H141ZM66 75H65V74ZM63 74L65 75V77H66V81H61L62 80V76H63ZM28 76V78L30 79H33V81L34 82H38V81H36V80H34L35 78H38V80H42L41 82H39V84L38 85H35L34 87L33 86H31V90H27L26 89V86L23 84V81L24 80H26V79H28V78H26ZM68 77H71V81H70V83H69V81L67 80V78ZM88 77H89V75H88ZM119 77V78H118ZM126 77V76H125ZM130 77V76H129ZM26 78V79H25ZM89 79V78H88ZM87 79V80H88ZM50 80V81H49ZM86 80V81H87ZM97 80V81H96ZM81 81V80H80ZM82 81H84V80H82ZM122 81V80H121ZM65 82H66V84H65ZM85 82V81H84ZM31 83V82H30ZM64 83V84H63ZM98 83H100V82H97V84ZM27 84H28V81H27ZM87 84V83H86ZM147 84V83H146ZM18 85H20V87L18 86ZM28 85H30V84H28ZM32 85V84H31ZM136 85V84H135ZM131 85V90H134L135 92H139V93H141V92H143V91H145V89L146 88H144V87H141V86H139V85ZM35 87H37L36 89H35ZM40 87V88H39ZM65 88V92L62 94V93H58V90H57V88ZM128 88H129V86H127ZM127 87H125V88H127ZM147 87V86H146ZM63 88V89H64ZM41 89L43 90V91H41ZM150 89H151V87H150ZM18 90L20 91L21 90V92L22 91H24V92H29V91H31V98H29V96L27 97V98H24V99H31L30 101H29V103H31V104H29L28 105V103L27 104H25L26 103V101L21 97V96H19L18 97ZM51 91V92H53V93H51L50 95H49V93H48V91ZM61 91H62V89H60ZM146 91L149 93L150 91H149V89H146ZM28 94V93H27ZM27 94L25 95L24 93H23V95H25V96H27ZM120 94H122L123 95V97H122V95H120ZM137 96V95H136ZM131 97V96H130ZM135 97V96H134ZM158 97V96H157ZM40 98H43V100H39ZM132 98V97H131ZM28 99V100H29ZM144 99V98H143ZM141 100H142V98H141ZM128 101V100H127ZM25 102V103H24ZM151 104V103H150ZM131 105L132 106H134L133 105V103H131ZM149 105V104H148ZM141 107V108H142ZM139 108V107H138ZM150 108V107H149ZM147 109V108H146ZM157 110H159L158 108H156ZM160 116V115H159ZM160 118V117H159ZM155 120H157V119H155ZM155 120L153 119V122H155ZM161 120V118L159 119V121ZM162 122V121H161ZM160 123V122H159ZM12 124L15 126L16 124L20 127V128H22L19 124H18V121H16V123H15V121H13L12 122ZM153 124V123H152ZM35 125V124H34ZM154 125V124H153ZM156 125V124H155ZM163 126H164V124H163ZM160 127H162V126H160ZM168 127V126H167ZM159 128V127H158ZM184 128V127H183ZM100 129H102L101 131H99ZM177 129V128H176ZM175 129V130H176ZM99 132H98V131ZM145 130V129H144ZM126 132H130L131 133V135L133 136V138L130 140L129 138H127V140L128 141H126L125 139H126ZM130 133H127V135H129ZM97 134H100V135H97ZM203 134V133H202ZM130 135V136H131ZM129 136V137H130ZM157 137V136H156ZM153 138V137H152ZM97 139V140H96ZM95 140V141H94ZM147 140V139H146ZM131 141V142H130ZM136 141H138V140H136ZM128 142H130V144H129V148L127 149V143ZM141 142V141H140ZM146 143V142H145ZM149 143H151V141L149 142ZM148 143V144H149ZM153 143V142H152ZM155 143V142H154ZM50 144H52L51 145V147H50ZM133 144H134V142H133ZM148 144H145L146 146H144V147H147V145ZM156 144V143H155ZM160 144H162V143H160ZM141 145H143V144H141ZM141 145H140V147H141ZM134 146V145H133ZM152 146V145H151ZM160 146V145H159ZM137 147V146H136ZM152 148V147H151ZM150 147H149V149H151ZM156 148V147H155ZM158 148V147H157ZM156 148V149H157ZM92 149H94V150H101V152L100 153H102V150H103V153L102 154H100V155H102V157H100V158H97L98 157V155H99V153H98V155H97V157H96V159H95V157H93V159H89L88 157H86V156H82V157H79V158H77L75 155L76 154H80V153H87V152H89V151H92ZM139 149H138V151H139ZM149 149H148V151H149ZM152 149H154V148H152ZM151 149V151L152 152H155V153H157L156 151H154V150H152ZM159 149V148H158ZM107 152H106V151ZM128 150H130V151H128ZM144 151V152H143ZM147 151V152H148ZM92 152H94V151H92ZM106 152V153H105ZM150 152V151H149ZM148 152V153H149ZM152 152H150V153H152ZM96 153V152H95ZM96 153V154H97ZM149 153V154H150ZM154 153V154H155ZM153 154V153H152ZM143 155V156H144ZM129 156H130V158L131 157H133L132 159H130L129 158ZM143 156H141L142 158H143ZM148 156V155H147ZM149 156H151V154L149 155ZM149 156H148V158H149ZM162 156V155H161ZM91 158H92V156H90ZM141 157H139L140 159H141ZM145 157H146V155H145ZM157 157V156H156ZM137 158V155H136V157H135V159ZM139 158H137V159H139ZM155 158V157H154ZM158 158H159V155H158ZM139 159V160H140ZM138 160V161H139ZM149 160V159H148ZM153 160H155V159H153ZM138 161H134V163H133V166L132 167H136V165L137 164H135V162H138ZM142 161V160H141ZM152 161V160H151ZM151 161H149V165L151 164L150 162ZM156 161H158V160H156ZM140 162V161H139ZM143 162H144V158H143ZM142 163V162H141ZM146 163H148V162H146ZM85 164L87 165V166H85ZM139 164V163H138ZM156 165V164H155ZM140 166V165H139ZM146 166V165H145ZM195 166H197V165H194V166H192V168L191 169H196V168H198V169H200V165H198V167H195ZM95 167V168H96ZM104 167H106V168H108L109 169V172H105L104 173V171L103 172H101L100 170L102 169V168H104ZM205 167V165H203V168ZM140 168H141V166H140ZM190 168V167H189ZM217 168H218V166H217ZM220 168H222V167H220L219 166V169H218V172H220ZM108 169H107V171H108ZM146 169V168H145ZM156 169V168H155ZM193 169V170H194ZM197 169V170H198ZM215 169H216V167H215ZM223 169V168H222ZM147 170H150V169H147ZM210 170V169H209ZM208 170V171H209ZM151 171V170H150ZM186 171V170H185ZM190 171V170H189ZM189 171H187V172H189ZM196 171V170H195ZM200 171L201 170H198L197 172H199L200 173ZM154 172H156L155 170H154ZM191 172V171H190ZM196 172V173H197ZM131 173H132V171H131ZM131 173L129 174V175H131ZM145 173H148L147 171L145 172ZM144 173V174H145ZM183 173H184V170H183ZM182 173V174H183ZM192 173V172H191ZM190 173V174H191ZM194 173V172H193ZM192 173V175H191V178H192V176H194L195 174H193ZM199 173H197L196 175H199ZM221 173V172H220ZM219 173V174H220ZM225 173V172H224ZM135 174V173H134ZM139 174H140V172H139ZM143 174V175H144ZM149 174H150V172H149ZM154 175H156V173H153ZM186 174V173H185ZM208 174H209V172H208ZM207 174V175H208ZM216 174H218V173H216ZM232 174V173H231ZM75 175H77L76 177H75ZM147 175V174H146ZM153 175V176H154ZM187 175V174H186ZM186 175H184V176H186ZM204 174H203V171H202V175L200 176H195L196 178H199V180L198 181H200V183L197 185V186H195L194 187V185L192 186L191 184H187L186 182H189L190 180H186V182L184 181V183H186L185 185H191L193 188H191V189H189L190 190V192H189V190H188V192L189 193H195L196 195L194 196L195 198H191V196L189 195V193H187V194H185V192H183V191H178L180 188H174V191H173V193L171 192V190L173 189H171V187H170V189L169 190H166L167 192H171V194H169V195H180L179 197H180V199L179 198H177L178 200H181L182 202H184V203H190L191 205H192V203H193V207L192 208H189V210H187V207H189L188 206V204H184L185 206H186V208L185 207H183V208H185L184 210H187L188 212L187 213H184V211L182 210V208L180 207V206H178V205H176V203L174 202V200H175V198H173V196H171V198L172 199H174V200H172L173 202H174V204H175V206H174V204L172 205V207H169L168 208V214H173L174 215V212H176L175 213V218H172L170 215H169V218L171 219V220H169V218H168V221L167 222H165L163 219L166 217L165 216V212H162L163 213V215H164V218L161 220L162 222H163V224H161L162 222L161 221H159L160 219L159 218H161V217H159L158 219V221H159V223L161 224V225H164V226H161V228H166L165 230H166V232L164 231V230H162L161 228H158L157 229V231L154 233L155 234V238L156 239H158L159 240V242H158V245H156L155 247H154V249H153V252H152V254L149 256V257H147L146 259H145V262L143 263V264H237V261H238V259H239V261H242V262H240V264H256V263H258V261H254L255 259H254V257L256 256V258L260 255V252H262V250L264 251V245H261L260 243H259V236H263V234L262 235H260V230H262V228H264V226L262 227V225H260V224H264L263 222H257L256 223V220H255V223L258 225V227H261L260 228V230H259V228H257V226L255 225V223L254 222H252L253 224H254V226H256V228L258 229V231L256 230V232H258L259 234L258 235H256L255 234V229H254V227L252 226V224H251V220H252V218L255 216V218L256 217H258V216H264V212H263V210L261 211L260 209L262 208L261 207V205H258V203L256 204L255 203V201H257V199L256 200H254V198H252V203H251V199H250V197H249V194L251 195L252 194V192L251 191H249L250 189H248V187H247V189H248V191H247V193H245L244 192V188H246L245 186L244 187H241L240 188V184L239 183H237V182H234L232 179L230 180L231 182L233 181V183H228V181H226L225 179H226V177H228V176H226L225 178H223V180H219L220 182H216V179H218V178H215V180H212V182H210V180L211 179H214V178H211V179H206L205 180V178L203 179V177H205V175L203 176ZM222 175V174H221ZM229 175V174H228ZM235 175V174H234ZM133 176H135V177H133ZM152 176V174L150 175V179H152V181H153V179H156L157 178V176H158V174H157V176H156V178H153V176ZM190 176V175H189ZM203 176V177H202ZM211 176H213V174L211 175V173H210V177ZM215 177H216V175H214ZM129 178H132L133 177V179L132 180H134V182H135V178L136 177H138V175H133L132 174V176H128ZM145 177V176H144ZM143 177V178H144ZM155 177V176H154ZM159 177V176H158ZM181 177H183V175L181 176ZM186 177H188V176H186ZM194 177V178H195ZM251 177V176H250ZM125 178H127V176L125 177ZM129 178H127V179H125L127 182L130 180ZM140 178H141V176H140ZM142 178V179H143ZM180 178V177H179ZM184 178V177H183ZM195 178V179H196ZM201 178H202V181H201ZM207 178V177H206ZM229 178H231L230 176H229ZM233 178V177H232ZM264 178V177H263ZM263 178H260V179H262L263 181H264V179ZM145 179V178H144ZM146 179H148V178H146ZM145 179V180H146ZM158 179H160V178H157V180ZM188 179V178H187ZM251 179V178H250ZM259 178H257V180H258ZM260 179L258 180L259 182H260V184H261V181H260ZM122 180V179H121ZM124 180V179H123ZM137 180H138V178H137ZM157 180H154V181H157ZM185 180V179H184ZM191 180H193V179H191ZM237 180V179H236ZM91 181V182H90ZM125 181V182H126ZM131 181V180H130ZM129 181V182H130ZM140 181V180H139ZM151 181V180H150ZM196 181V180H195ZM207 181V182H206ZM213 181H215V183H217V184H214L213 183ZM222 181V182H221ZM256 181V180H255ZM123 182V181H122ZM125 182H123V183H125ZM133 182V181H132ZM134 182H133V184H134ZM142 182V181H141ZM197 182V181H196ZM196 182H194V183H196ZM145 183V182H144ZM174 183H175V181H173V186H174ZM210 183H213L212 185H213V187L216 185V188L214 187V189L216 190V191H214L213 190V193H211V190L209 191V187L211 186V189L213 188L212 187V185H210ZM248 183H251L250 181L248 182ZM255 184H256V182H254ZM95 184V183H94ZM120 184H118V186L120 185ZM126 184V183H125ZM136 184H137V182H136ZM140 184V183H139ZM172 184V183H171ZM183 184V183H182ZM197 184V183H196ZM19 185H21V183H19ZM96 185V184H95ZM170 185V184H169ZM184 185V184H183ZM206 185V186H205ZM210 185V186H209ZM259 185V184H258ZM264 185V184H263ZM92 186V185H91ZM99 186V185H98ZM122 186V188H123V186H124V184L123 185H121ZM121 186H120V188H121ZM141 187H142V185H140ZM188 186V187H189ZM209 186V187H208ZM242 186V185H241ZM106 187V186H105ZM110 187H112V186H110ZM125 187H127V188H130V186L129 185H125L124 186V188ZM148 187V186H147ZM157 187V186H156ZM185 187V186H184ZM257 187V186H256ZM261 187H263V186H261ZM119 188V189H120ZM123 188V189H124ZM126 188V189H127ZM146 188V187H145ZM150 188V187H149ZM97 189H98V187H97ZM107 189H108V187H107ZM141 189V188H140ZM144 189V188H143ZM142 189V190H143ZM147 189V188H146ZM145 189V190H146ZM152 189H155V187H153V188H151V190ZM165 189V188H164ZM167 189H168V187H167ZM243 189V190H242ZM247 189H245V191L247 190ZM251 189H253V186H251ZM106 190V189H105ZM113 190V189H112ZM148 190H150V189H148ZM158 190V191H157ZM157 190L155 189V191H157L155 194L157 195V194H161L160 193V189H158L157 188ZM181 190H182V188H181ZM204 192H203V191ZM219 190V191H218ZM222 190H224V191H222ZM114 191V190H113ZM113 191H109V193L110 192H113ZM119 191V190H118ZM128 191V190H127ZM166 191H164L165 192V194H166V196L168 197L169 195H167V193H166ZM202 191V192H201ZM264 191V190H263ZM99 192H102V191H98V193ZM135 193L134 194H136V191H134ZM169 192V193H170ZM182 192V193H181ZM206 192V193H205ZM251 192V193H250ZM119 193V192H118ZM121 193V192H120ZM133 193V192H132ZM146 193H149V191H146L145 192V194ZM150 193H152V191L150 192ZM162 193H163V191H162ZM202 193L204 194V196H206L205 194H207V196L206 197H204L205 199L207 198V201H204L203 199H202ZM261 193H263V192H261ZM106 194H108V192L106 193ZM112 194V193H111ZM134 194H133V196H134ZM145 194H144V198L146 199V196H145ZM165 194L164 195H162L163 197L165 196ZM85 195V194H84ZM110 195V194H109ZM122 195V194H121ZM147 195V194H146ZM150 195V194H149ZM149 195L147 196L148 197V199L150 198L149 197ZM152 195V194H151ZM154 195V194H153ZM174 195V196H175ZM193 195V194H192ZM107 196V195H106ZM113 196H114V194H113ZM117 196L118 197H120L119 196V194H117ZM117 196H115V197H113V198H116ZM123 196H124V194H123ZM126 196V195H125ZM128 196V195H127ZM165 196V197H166ZM251 196H253V195H251ZM97 197L99 198V195L97 194ZM101 197H103L102 195H101ZM137 197V196H136ZM136 197H135V199H133V200H135V201H131V200H129V199H121L120 198V200L118 201V202H120V204H124V205H129V206H131L130 208L131 209H133V208H135L136 206H134V204H136L135 202H137L136 201ZM140 198H141V200H143L144 198H143V196L141 197V196H139ZM152 197V196H151ZM158 196H156L155 198H157ZM161 197V196H160ZM160 197H159V200H160ZM163 197H161V198H163ZM165 198L166 200L168 199V198ZM262 196H260L259 198H261ZM61 199H56V200H54L55 201V203H57L58 205H59V207L64 203V201L63 200H66L65 198H62V197H60ZM84 198V197H83ZM83 198L81 199V202H82V200H83ZM88 198V197H87ZM86 198V200L88 201V199ZM95 198V200H94V202H98V201H96V196L94 197ZM109 198H111V197H109ZM109 198H107V200H105V202L106 201H111V199H109ZM125 198V197H124ZM134 198V197H133ZM139 198V199H140ZM170 198V197H169ZM63 199V200H62ZM109 199V200H108ZM144 199V200H145ZM153 199V198H152ZM158 199V198H157ZM157 199H156V201H157ZM103 200H104V198H103ZM116 200H117V198H116ZM144 200H143V202H144ZM151 200V199H150ZM154 200V199H153ZM177 200V201H178ZM259 200V199H258ZM100 201V200H99ZM160 201H164V200H160ZM264 201V200H263ZM77 202H79L78 200H77ZM77 202H74V203H71V204H69V208L72 210V209H75L76 208V204H77V207H78V209H79V211H80V206L82 205H79L78 206V203ZM80 202V203H81ZM85 202V201H84ZM84 202H82V203H84ZM105 202H103V204L105 203ZM108 202V203H109ZM112 202V201H111ZM116 202V201H115ZM76 203V204H75ZM112 203H114V202H112ZM111 203V204H112ZM146 203V202H145ZM149 204L151 203V201H149L148 202ZM152 203H154V202H152ZM156 203V202H155ZM154 203V205L156 206V204ZM157 203H159L158 201H157ZM169 202H168V200H167V204H168ZM87 205L89 204V203H86ZM107 203H105V205H106ZM116 204V203H115ZM262 204H264V203H262ZM87 205H85V208H88V207H91V206H87ZM99 205L100 204H97V205H95V207L94 208H92V210H90V209H86V210H83V208H82V206H81V209L83 210V211H85L86 213L88 212V214H89V218L90 219H92L93 218V220H95L96 219V217L98 218V214L96 215V212H98L99 213V211L101 210L100 209V207H99ZM104 205V206H105ZM108 205V204H107ZM106 205V206H107ZM113 205V204H112ZM146 205V204H145ZM148 205V204H147ZM158 205H161V207H159V209L158 210H160V208L162 209V207H164L163 206V204H158ZM191 205H190V207H191ZM101 206H102V200H101ZM105 206V207H106ZM134 206V207H133ZM152 206V208H153V205L151 204L150 205V207ZM155 206H154V213H155V211H156V208H157V206H156V208H155ZM167 206V205H166ZM261 208H260V207ZM56 207H58V206H56ZM59 207H58V209H59ZM99 208V210L97 209V208ZM104 207V208H105ZM113 207V206H112ZM111 207V208H112ZM115 207V206H114ZM128 207V206H127ZM133 207V208H132ZM141 207H142V205H141ZM259 209H258V208ZM264 207V206H263ZM103 208V212H105L106 211V209H104ZM107 208H109V207H107ZM110 208V209H111ZM116 208H117V205H116ZM115 208V209H116ZM129 208V209H130ZM144 208V207H143ZM143 208H142V210H143ZM148 208V207H147ZM165 208V207H164ZM163 208V209H164ZM167 208V207H166ZM166 208H165V210H166ZM97 209V210H96ZM130 209V211H132ZM150 209V208H149ZM163 209H162V211H163ZM93 210H95L96 212H94ZM105 210V211H104ZM120 210V209H119ZM118 210V208L116 209V211L118 212L119 211ZM141 210V209H140ZM150 210H152V209H150ZM74 211V210H73ZM107 211H108V209H107ZM138 211L139 210H137V208H136V212L137 213H135L136 215H138L139 216V214H138ZM148 211V210H147ZM166 211V212H167ZM169 211L171 212V213H169ZM101 212V211H100ZM103 212H101V213H103ZM135 211H133L132 213H134ZM141 212L142 211H139V213L141 214ZM144 212V211H143ZM149 212V211H148ZM147 212V213H148ZM157 212V211H156ZM184 213V215L185 216H187L188 218H194L195 220H196V222H197V224H195L197 227H199V228H197V229H194V227H192V224L190 225L191 226V228L190 227H188V228H185L186 226H188L187 225V223L185 224V222L184 221H181V223L183 224H185V225H181L182 226V228H179V226L178 225H180V224H178V223H180V221H178V217H180V216H182V214L181 215H179L178 213ZM259 212H260V214H259ZM68 213H70V212H68ZM82 213H84V212H82ZM106 213H109V211L108 212H105V214ZM118 213H122V212H118ZM117 213V214H118ZM125 213H128V218H129V216L131 215H129V212H125ZM131 213V212H130ZM154 214L153 213V211L151 212L150 211V214ZM165 213V214H164ZM100 214V213H99ZM104 214V215H105ZM134 214V215H135ZM143 214V213H142ZM146 213L144 212V214L143 215H145ZM151 214V215H152ZM158 214H160V212L158 213ZM67 215V217H65V219H58L57 221H56V219L57 218H54V221L56 222V226H58L60 223H64L65 225H67L68 226V219H71V221L73 222V223H77V221H79L78 219H77V217H70L68 214H66ZM103 215V214H102ZM106 215H108V214H106ZM122 215V214H121ZM148 215V214H147ZM161 215V214H160ZM159 215V216H160ZM87 216V215H86ZM101 216V215H100ZM109 216V215H108ZM162 216V215H161ZM125 217V216H124ZM152 217V216H151ZM154 217H155V215H154ZM11 218L13 219V221L14 222H16L18 219H19V221L16 223V225H14V227H15V229H16V232H18L19 234H21V235H23L24 233H25V230H29L30 231V229L33 227V228H36V229H38V230H40V231H46L47 230V228L49 229V223H51L52 222V220L51 219H49V220H47V222L48 223H46L45 224V222L44 221H38V220H35V219H32V220H29V219H27V218H25V216H24V213H17V214H10V215H8V216H6L5 217V221L8 223L10 220H11ZM46 218H48V217H46ZM46 218H44V219H46ZM131 218V217H130ZM137 218H139V217H137ZM157 218V217H156ZM185 217H182L181 218V220H183ZM254 218V219H255ZM264 218V217H263ZM263 218H258V219H263ZM107 219H108V217H107ZM123 218H121V220H122ZM134 219V218H133ZM155 219V218H154ZM166 219H167V217H166ZM165 219V220H166ZM253 219V220H254ZM111 220H113L112 218H111ZM110 220V221H111ZM119 220H120V218H119ZM120 220V221H121ZM129 220V219H128ZM132 220V219H131ZM140 222H139V224H138V221H137V224L138 225H140V223L143 221V217H142V219H141V216H140ZM149 220V219H148ZM150 220H152L151 218H150ZM261 220H257V221H261ZM264 220V219H263ZM144 221H145V218H144ZM153 221V220H152ZM96 222V221H95ZM132 222V221H131ZM165 222V223H164ZM190 222V221H189ZM121 223V222H120ZM128 223H129V221H128ZM133 223V222H132ZM132 223H129V226H130V224H132ZM135 223V222H134ZM145 223V222H144ZM147 223V222H146ZM145 223V224H146ZM150 223V222H149ZM125 225V227H127L128 228V226H127V222L126 223H124ZM189 224V223H188ZM194 224V223H193ZM105 226V230L107 231V232H109V233H112L113 232V228H114V222L112 223V221L111 222H105V224H104ZM123 225V224H122ZM138 225L136 226L138 229L140 228V226L138 227ZM147 225V224H146ZM145 225V226H146ZM148 225H150V224H148ZM133 226H135V225H133ZM141 226H142V223H141ZM183 226H184V228H183ZM205 226V229L203 228ZM117 227V226H116ZM150 227V226H149ZM253 227V228H252ZM78 228V226H77V224H73L70 228L69 227H67L66 229H68V230H72V231H70V233H75V232H78V231H75V229H77ZM123 227L121 226V229H122ZM133 228H135V227H133ZM163 228V229H164ZM252 228V229H251ZM126 229V228H125ZM125 229H122V230H125ZM137 229V231H139ZM154 229V228H153ZM254 229V230H253ZM127 230H129V228L127 229ZM141 230V229H140ZM160 230V231H159ZM167 230H169V233L167 232ZM4 230H0V233H2ZM132 231V230H131ZM146 231H148V228L146 229ZM150 231V230H149ZM148 231V232H149ZM159 231V232H158ZM87 232V236H88V231H86ZM125 232V231H124ZM133 232V231H132ZM152 232V231H151ZM150 232V233H151ZM58 233H63V231H59ZM116 233V232H115ZM120 233V232H119ZM126 233V232H125ZM128 233V232H127ZM126 233V234H127ZM262 233H263V231H262ZM132 235H133V233H131ZM130 233H129V236H127L128 237V239L130 240V238L132 237V235H131ZM128 235V234H127ZM140 235V234H139ZM149 236L151 235V236H153V234H148ZM183 235V236H182ZM82 236V235H81ZM131 236V237H130ZM151 236H150V238H151ZM58 237H61V235H58ZM85 237V236H84ZM90 237V236H89ZM88 237V238H89ZM130 237V238H129ZM264 237V236H263ZM75 238V237H74ZM80 238L81 237H78V240H80ZM45 239V238H44ZM82 239H84L83 237H82ZM81 239V240H82ZM86 239V238H85ZM136 239V238H135ZM138 239H140V238H138ZM151 239H153V238H151ZM262 239H264V238H262ZM93 240V239H92ZM229 240V241H228ZM2 241H4V240H2ZM126 241H128V240H126ZM142 241V240H141ZM6 243H8L9 244V246H11V245H13V244H11V242L8 240V241H5ZM68 242L69 243H71V240H68ZM91 242V241H90ZM93 242V241H92ZM99 242V241H98ZM129 242V241H128ZM131 242H132V240H131ZM134 242V241H133ZM132 242V243H133ZM228 242V243H227ZM100 243V242H99ZM90 244V243H89ZM120 244V243H119ZM122 244H124V243H122ZM126 244H127V242H126ZM101 245H103L102 243H101ZM106 244H104V246H105ZM108 245V244H107ZM121 245V244H120ZM128 245L129 244H127V249L129 248L128 247ZM250 246H253L255 249H256V255L255 254H253V253H251V250L249 251V247ZM109 247V246H108ZM139 247V246H138ZM102 248H104L103 246H102ZM119 248V247H118ZM67 249V248H66ZM66 249H62L60 252H62V253H60V254H63V255H66L65 254V250ZM105 249V248H104ZM30 250V249H29ZM28 250V251H29ZM119 250V249H118ZM129 250H132V249H129ZM128 250V251H129ZM9 252V254L10 255H13V256H18L20 253H22V251L21 250H19L17 247H15V248H13V249H9L8 250ZM37 251V249L36 248H34V249H32V250H30V254H33V253H35ZM69 251V250H68ZM68 251H66V253L68 252ZM108 251V250H107ZM121 251V250H120ZM127 251V252H128ZM138 251V250H137ZM136 251V252H137ZM135 252V253H136ZM130 253V252H129ZM132 253V252H131ZM57 254V253H56ZM59 253L57 254V256H59L60 255ZM128 254V253H127ZM140 254V253H139ZM138 254V255H139ZM129 255V257L131 256L130 254H128ZM159 255H162L163 256V260L161 261V262H158V263H153V261H151V260H153L154 258H155V256H159ZM125 256H127V255H125ZM140 256V255H139ZM128 257V258H129ZM259 260V259H258ZM137 261V260H136ZM254 261V262H253ZM250 262V263H249ZM259 262H261V259H260V261ZM37 264H43V262H41V261H38L37 260ZM79 264V263H78ZM80 264H84V263H81L80 262ZM131 264H133V263H131ZM135 264V263H134Z\"/></svg>", "mask_w": 264, "mask_h": 264}]
</instances>
